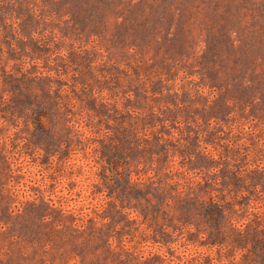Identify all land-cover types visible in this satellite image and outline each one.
Returning a JSON list of instances; mask_svg holds the SVG:
<instances>
[{"label":"rangeland","instance_id":"rangeland-1","mask_svg":"<svg viewBox=\"0 0 264 264\" xmlns=\"http://www.w3.org/2000/svg\"><path fill=\"white\" fill-rule=\"evenodd\" d=\"M0 264H264V0H0Z\"/></svg>","mask_w":264,"mask_h":264}]
</instances>
